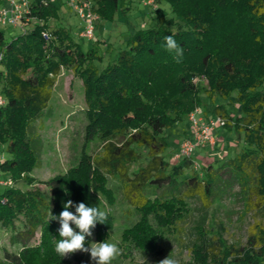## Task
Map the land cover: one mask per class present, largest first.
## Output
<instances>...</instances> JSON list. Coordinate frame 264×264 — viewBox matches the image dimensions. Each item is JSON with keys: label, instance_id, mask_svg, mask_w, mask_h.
I'll list each match as a JSON object with an SVG mask.
<instances>
[{"label": "trees", "instance_id": "trees-1", "mask_svg": "<svg viewBox=\"0 0 264 264\" xmlns=\"http://www.w3.org/2000/svg\"><path fill=\"white\" fill-rule=\"evenodd\" d=\"M137 1L146 2L92 0L93 11L112 22L122 2L127 13ZM160 1L173 15L158 13L130 35L103 69L94 65L102 59L95 46L85 52L66 27L49 25L59 18L51 0L30 1L22 32L10 39L0 28V146L7 153L0 162V180L13 183L0 192V224L13 232L12 243L21 245L18 253H5L7 264H69L54 251L59 214L69 200L73 206L68 210L75 214L80 202L95 206L99 193L112 199L109 179L118 182L123 201L139 217L126 241L145 256L155 248L157 226L182 221L190 200L208 206L225 169L249 202L255 198L257 208L264 205V0ZM167 35L184 49L180 63L163 47ZM63 69L83 83L85 146L97 139L99 153L84 149L77 165L43 182L48 194L22 190L20 183H36L31 174L41 166V141L34 124L46 116ZM202 91L213 102L236 94L239 116L222 105L215 112L225 127L243 133L244 148L218 168L210 162L197 172L191 157L178 164L166 158L170 143L164 132L201 109ZM201 222L193 258L185 264H264L261 229L255 227L248 252L225 248L215 253L208 245L206 219ZM38 232L39 242L31 245Z\"/></svg>", "mask_w": 264, "mask_h": 264}, {"label": "rangeland", "instance_id": "rangeland-1", "mask_svg": "<svg viewBox=\"0 0 264 264\" xmlns=\"http://www.w3.org/2000/svg\"><path fill=\"white\" fill-rule=\"evenodd\" d=\"M34 1V0H30ZM58 9L59 18L50 20L52 28L57 26L66 27L74 40L82 45L85 52L94 48L98 49L101 60H95L94 65L103 69L112 62L119 50L125 47V43L136 30L146 28L157 16L158 13H168L172 16L170 6L166 2L153 0L150 6L145 1L132 3L131 11L124 13L126 7L121 3L120 11L117 12L114 21L99 20L96 23L95 39L92 41L80 37L84 29L83 20L74 12L67 3V0H51ZM35 22L29 24L32 27ZM0 28L6 37L19 34L22 30L12 27ZM1 83V82H0ZM199 84L203 87L207 85L205 79L200 78ZM0 84V95H1ZM201 109L206 110L209 117H217L215 112L217 106H224L234 117L241 114L240 105L236 102V94L229 99L216 97L213 102L207 94L202 91ZM86 103L84 97V86L80 79L75 78L69 69H63L58 78L53 91L49 109L42 121L34 124L35 137L41 141V166L36 168L31 176L36 180L34 186L20 183L22 190L41 189L48 194L43 182L56 175L66 173L70 168L77 165L83 150L92 154L99 153L100 143L94 140L85 146L84 133L87 123ZM223 135L218 136V143L214 146H198L191 155L194 161L195 171L201 172L200 167L208 165L210 162L219 167L226 158H234L244 148V135L235 129L222 127ZM191 130L189 118H185L180 124L168 128L164 132V137L170 143L169 150L165 153L166 158L172 164H178L173 157L181 152L183 137ZM7 153L0 146V162ZM144 162H148L147 159ZM222 181L215 189L212 201L207 203L199 199L188 202V216L182 221L170 226H157L158 232L155 248L150 255H143L139 249L132 246L127 237L131 236L130 231L139 217L136 212L126 205L121 197L119 184L113 179H109V186L114 190V197L111 199L102 193L97 194L98 203L95 206L106 211V224L97 223L92 230L93 235L86 237V247L90 248L92 243H100L104 240L115 243L120 249V255L116 257L112 264H160V261L170 256L178 261V264H185L193 258V244L196 241L197 227L206 219L205 230L208 231V245L213 252L221 253L225 248L234 249L236 252H248L251 235L256 232L255 227L261 229L264 234V205L257 208L256 199L249 202L248 195L241 189V185L232 177L230 170L225 169L221 173ZM5 187L0 186V192ZM75 231H79L75 224H70ZM13 232L4 228L0 224V264H7L5 253L16 254L20 251V244H13L11 237ZM40 232L30 241L31 245L39 242ZM264 241V238H262ZM222 243V244H220ZM261 246L256 249L259 250ZM157 250V253L154 252ZM69 264H95L91 259L90 252L77 251L64 257Z\"/></svg>", "mask_w": 264, "mask_h": 264}, {"label": "clouds", "instance_id": "clouds-1", "mask_svg": "<svg viewBox=\"0 0 264 264\" xmlns=\"http://www.w3.org/2000/svg\"><path fill=\"white\" fill-rule=\"evenodd\" d=\"M264 11V9H262ZM165 44L163 47L169 53H174V58L177 63L183 59L184 49L177 43L172 35L164 37ZM73 206V202L69 200L64 204V210L59 214V237L55 243V253L64 258L69 254H74L77 251L88 253L90 252L91 259L95 264H112V261L120 255V249L115 243L103 241L100 243H92L86 247V237L93 235L92 230L97 223L106 224L107 213L98 207H90L85 203L80 202L75 205V214L68 209ZM53 219H56L54 217ZM70 222L74 223L79 231H75L70 226ZM160 264H178V261L168 256L160 261Z\"/></svg>", "mask_w": 264, "mask_h": 264}, {"label": "built area", "instance_id": "built-area-1", "mask_svg": "<svg viewBox=\"0 0 264 264\" xmlns=\"http://www.w3.org/2000/svg\"><path fill=\"white\" fill-rule=\"evenodd\" d=\"M67 3L84 22L80 37L89 41L94 40L96 23L100 19L93 11L92 0H67ZM146 4L152 5L153 0H146ZM29 5L30 0H0V25L21 27L23 19L27 17ZM44 38H47L46 34ZM3 103L4 97L0 95V106ZM188 118L191 125V137L182 143L181 152L175 155V158L179 160L191 157L198 146H214L216 144L214 131L219 127H225L222 117H206L200 108L190 113ZM0 186L11 187L13 183L10 180H0Z\"/></svg>", "mask_w": 264, "mask_h": 264}, {"label": "crops", "instance_id": "crops-1", "mask_svg": "<svg viewBox=\"0 0 264 264\" xmlns=\"http://www.w3.org/2000/svg\"><path fill=\"white\" fill-rule=\"evenodd\" d=\"M13 28V27H12ZM29 28V27H28ZM13 29H18V30H22L23 29V26H21V27H17V28H13ZM1 84V83H0ZM204 112V114H206V116L207 117H209L208 116V112L206 111V110H204L203 111ZM222 127H219L218 129H216L215 131H214V137H215V140H216V142L218 143L219 141H218V136L219 135H223V132H224V130L223 129H221ZM191 137V130H190V132H189V134L188 135H185L184 137H183V141H182V143L185 141V140H187V139H189ZM182 145V144H181ZM173 159L174 160H176L177 162L179 161H181V160H179V159H176L175 158V156L173 157Z\"/></svg>", "mask_w": 264, "mask_h": 264}]
</instances>
